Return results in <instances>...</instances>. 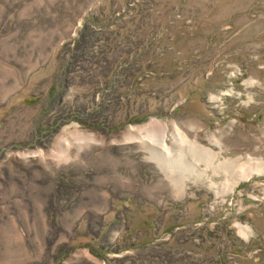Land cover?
I'll return each mask as SVG.
<instances>
[{"label": "rangeland", "instance_id": "374dc122", "mask_svg": "<svg viewBox=\"0 0 264 264\" xmlns=\"http://www.w3.org/2000/svg\"><path fill=\"white\" fill-rule=\"evenodd\" d=\"M259 159L264 0H0V264H264Z\"/></svg>", "mask_w": 264, "mask_h": 264}, {"label": "bare ground", "instance_id": "6f19581e", "mask_svg": "<svg viewBox=\"0 0 264 264\" xmlns=\"http://www.w3.org/2000/svg\"><path fill=\"white\" fill-rule=\"evenodd\" d=\"M177 144H179V143H177ZM162 146H164V148L166 147L165 145H162ZM189 149H191L193 151V154L197 153V154L203 156V158L206 160L207 163H209V161H211L209 164H211L213 169L221 168V169L229 171V169L231 170L232 167L235 168L237 166L236 160H234L233 158L232 159H226V160H220L217 162L215 161V163H212L214 161L213 159L217 158L218 152L211 150V148L203 147V146L195 143L194 141L189 142ZM177 150H179V149H177ZM176 152H178V151H176ZM176 156H179V155H176ZM246 164H248V165L244 164L245 166L239 168L238 170L232 169V171H230V175L234 176V177L236 176L237 179L238 178L240 179V177L241 178H247L248 176H250L253 173H264V160L263 159H259L256 161L250 160ZM236 178H235V180H237ZM234 183H235V181H234ZM234 183H232V184H234ZM232 184L229 187L230 190L233 187Z\"/></svg>", "mask_w": 264, "mask_h": 264}]
</instances>
